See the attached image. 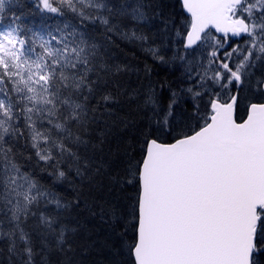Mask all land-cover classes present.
<instances>
[{
  "label": "snow or ice",
  "instance_id": "snow-or-ice-1",
  "mask_svg": "<svg viewBox=\"0 0 264 264\" xmlns=\"http://www.w3.org/2000/svg\"><path fill=\"white\" fill-rule=\"evenodd\" d=\"M8 2L0 0V13ZM37 6L59 16L70 11L81 24L99 23L108 39L113 33L147 39L142 32H121L115 22L145 20L140 0H37ZM182 7L188 18L176 36L183 51L173 59L185 62L190 83L183 94L191 103L177 114L181 93L173 91L163 109L149 90L141 155L130 157L122 173H108L110 191L135 186L133 203L125 212L113 202L99 214L120 238L115 254L127 248L134 264H261L264 102L250 103L242 120L235 110L246 84L264 95V75L252 79L264 66V0H182ZM123 70L109 66L103 46L68 22L30 36L18 24L0 31V256L7 254L6 264H37V257L49 264L53 252L63 256L60 264H72L75 249L67 234L76 229L65 222V212L78 204L65 202L25 163L34 161L54 181L73 171L81 181L91 180L89 170L98 175L104 166L94 168L82 150L88 151L90 126L111 115L107 105L116 99L100 85ZM97 94L103 111L90 103Z\"/></svg>",
  "mask_w": 264,
  "mask_h": 264
},
{
  "label": "trees",
  "instance_id": "trees-1",
  "mask_svg": "<svg viewBox=\"0 0 264 264\" xmlns=\"http://www.w3.org/2000/svg\"><path fill=\"white\" fill-rule=\"evenodd\" d=\"M106 2L116 3L121 0ZM127 2L135 4L137 0ZM140 2L145 6L147 17L145 20L133 21L128 16L115 22L120 25L121 32H142L147 37L145 41L122 38L117 33L109 34L111 39H108L104 34V27L99 23L85 21L81 24L79 17L70 11L64 16L41 11L37 6V0H9L3 13H0V31L18 24L21 34L27 36L32 32H40L46 26L54 28L56 25L63 26L65 22L76 25L79 30L90 34L97 44L103 46L104 60L109 66L120 65L124 69L118 74L108 75L106 81L100 85L102 93H111L116 99L107 105L111 115L105 113L103 119L90 126L88 151L84 153L82 150V154L96 162L94 168L101 164L104 166L98 175L89 170L91 180L81 181L73 171L69 173L67 180L54 181L48 172H41L34 161L25 163L23 157L20 158L21 162L25 163V170L30 172L34 170L35 178L42 184L58 193L65 202L78 204L77 207H70L65 212V222L76 229L75 232L67 234L69 243L75 249L74 253L69 254L72 264H134L127 248L121 249L119 255L115 254L116 249L120 247V238L115 235L109 224L101 219L99 209L101 206L107 208L113 202H117L127 212L133 203L136 188L129 185L119 192L110 191L108 173L114 174L116 171L122 173L130 157L139 158L141 155L140 141L143 133L149 129L148 117L151 116V111L143 107L144 98L149 90L155 93L159 106L166 109L172 92H180L186 85L185 62L173 59L178 51H183V45L178 43L180 37L176 36V31L188 18L183 13L181 2L179 0ZM164 21H168L167 28ZM149 49H156L167 62L154 57ZM256 70L257 74L264 75L263 70ZM251 91H253L251 86H244L238 92L236 115L238 120L243 118L248 102L264 101V95L257 91L250 93ZM97 101L99 94L90 103L103 111L105 107L103 102L98 105ZM190 103V98L178 96L175 106L177 114L183 112ZM152 127L154 131V124ZM94 144L100 146L93 148ZM93 212L96 214L93 215ZM31 223L33 221L29 222ZM133 235L134 233L129 231L127 239L130 241ZM35 239L39 248V237ZM6 256V253L0 256V264H6ZM48 260L49 264H60L63 256L53 252ZM261 264H264V260Z\"/></svg>",
  "mask_w": 264,
  "mask_h": 264
},
{
  "label": "rangeland",
  "instance_id": "rangeland-1",
  "mask_svg": "<svg viewBox=\"0 0 264 264\" xmlns=\"http://www.w3.org/2000/svg\"><path fill=\"white\" fill-rule=\"evenodd\" d=\"M6 29V28H5ZM4 31V30H3ZM241 39H243V38H240V39H234L233 40V43L235 44V43H240V44H243L244 43V41H242ZM189 59H191V57L189 58ZM256 69H261V70H263L264 71V66H260V67H257ZM256 69H254V72H255V75L256 76H261V73L260 74H257L258 73V71L256 70ZM253 76V83L255 82V79H256V76ZM189 83H190V81H188V78H187V80H186V85L184 86V88H182L181 90H180V92H178V93H181V96H179V97H184V96H186V95H184L183 94V89H185L186 87H188L189 86ZM250 85H245V87H249ZM254 91H251L250 93H253ZM233 93H236L237 94V91H236V89H233L232 90V93L231 94H233ZM187 97V96H186ZM187 98H190V97H187ZM243 101H249V100H243ZM237 103H239V100H238V102ZM242 103V102H241ZM248 104H250V102H248ZM237 109H238V105H237ZM247 109V108H246ZM245 113H246V110H245ZM244 113V114H245ZM244 116V115H243Z\"/></svg>",
  "mask_w": 264,
  "mask_h": 264
},
{
  "label": "water",
  "instance_id": "water-1",
  "mask_svg": "<svg viewBox=\"0 0 264 264\" xmlns=\"http://www.w3.org/2000/svg\"><path fill=\"white\" fill-rule=\"evenodd\" d=\"M179 2H181V5H182V0H179ZM182 10H183V7H182ZM183 13L187 16V13L183 10ZM234 39H240V38H233V40ZM233 94H236V93H233ZM264 102V101H263ZM237 115V105H236V110H235V116ZM246 115H247V113H245L244 114V117L242 118V119H244V118H246ZM237 118V117H236ZM241 119V120H242ZM133 263H134V261H133Z\"/></svg>",
  "mask_w": 264,
  "mask_h": 264
},
{
  "label": "bare ground",
  "instance_id": "bare-ground-1",
  "mask_svg": "<svg viewBox=\"0 0 264 264\" xmlns=\"http://www.w3.org/2000/svg\"><path fill=\"white\" fill-rule=\"evenodd\" d=\"M183 47V46H182Z\"/></svg>",
  "mask_w": 264,
  "mask_h": 264
}]
</instances>
